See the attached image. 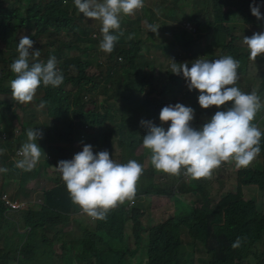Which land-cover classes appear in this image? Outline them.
<instances>
[{"label":"trees","instance_id":"trees-1","mask_svg":"<svg viewBox=\"0 0 264 264\" xmlns=\"http://www.w3.org/2000/svg\"><path fill=\"white\" fill-rule=\"evenodd\" d=\"M155 1L154 6L163 8L161 14L174 20V25L167 27V20L157 16L144 0L140 11L120 20L119 31L124 35L108 54L99 49V22L77 15L67 0H0V149L14 142L15 136L27 137L28 129L39 130L52 155L48 156L51 160L46 158L41 163L44 167L38 175L45 174L54 183L51 189L44 187L41 192L36 186L33 191L38 200H27L28 208L13 215L0 200V264H51L48 259L59 251L69 264H125L127 255L136 258L137 252L120 246L131 240L136 246L143 243L142 218L149 206L146 200H159L161 196L174 199V209L167 219L163 217L156 225L151 222L146 264H197L198 259L203 264H264V207L260 208L254 199H245L242 193L248 186L264 193V117L259 128V155L246 168L237 169L227 163L233 168L236 185L220 193L218 201L212 195L209 177L192 180L181 172L170 176L169 182L160 181L157 174L163 172L145 166L150 152L142 147L147 129L140 124L141 120L150 121L167 130L171 122L162 124L160 111L180 103L194 109L191 127L199 129L217 111L232 106L229 102L221 108L202 109L199 91H189L182 73L170 72L171 60L177 64L187 62L190 68L199 58L231 56L240 63L234 86L247 94L255 90L257 81L249 76L253 67L252 77L261 79L258 95L264 99V54L250 61L247 46L242 45L244 36L264 32V20L251 12L255 3L264 16V0H192V14H186L185 0ZM177 12L188 17L194 31L178 30ZM232 22L238 26L230 25ZM148 24L172 33H153ZM132 34L134 38L127 39ZM25 35L34 41L30 51L39 49L44 62L55 56L57 69L64 76L59 87L41 85L27 106L12 99L10 88L15 78L10 65L18 58V43ZM146 45L158 52L144 58ZM91 67L96 68L94 74L89 71ZM41 102L45 104L41 108L45 116L38 122L35 105ZM84 145H91L94 154L108 151L117 163L136 160L144 169L134 202L118 204L103 221L91 220L86 214L73 219L78 209L61 175L48 174L49 167L71 160ZM14 155L10 152L3 157L10 174L6 173L0 194L11 188L12 179H19L21 186L28 181L25 176L29 171L23 173L7 165ZM11 173H16L15 177ZM216 182L223 181L217 177ZM71 223L76 227L68 233L65 228ZM237 237L242 242L234 249ZM198 253L204 257L196 258Z\"/></svg>","mask_w":264,"mask_h":264},{"label":"clouds","instance_id":"clouds-1","mask_svg":"<svg viewBox=\"0 0 264 264\" xmlns=\"http://www.w3.org/2000/svg\"><path fill=\"white\" fill-rule=\"evenodd\" d=\"M74 5L84 17L99 22V49L110 54L124 35L119 31L121 15H134L144 7V0H74ZM251 12L258 20H264L260 6L255 3L251 5ZM148 29L153 33L159 30L154 24H148ZM133 38L134 34L127 37ZM243 44L249 51V60L255 62L264 54V32L244 36ZM33 45L30 37L21 36L18 58L10 65L15 77L10 81L12 99L21 105L31 103L41 85L56 88L64 81L63 73L57 69L56 57L42 61L39 49L30 51ZM239 67V61L231 56L216 60L199 58L190 68L187 62L177 64L171 60L170 72L182 73L189 91H199L198 102L202 109L221 108L229 102L232 106L226 111H217L199 129L191 127L194 109L180 103L165 106L160 111L162 124L171 122L167 130L154 122L141 120V126L147 129L142 147L150 152V163L157 172L169 175L183 172L186 177L199 180L210 177L212 171L224 163H233L237 169L246 168L259 155L262 132L253 121L264 105L255 90L247 94L234 86ZM44 106V102L39 105ZM26 135L27 142L17 150L20 157L16 152L21 159L16 161L15 167L32 171L41 157L37 141L42 138V132L28 129ZM2 151L0 149V153ZM54 169L61 174L71 202L79 207L78 213L81 210L93 220L101 221L106 220L108 212L118 204L134 202L137 182L144 170L136 160L117 163L106 150L94 154L91 145H84L71 160L59 161ZM6 171L0 168V172ZM20 202L27 204L20 211L26 210L28 202ZM241 242L242 238L237 237L232 247H240Z\"/></svg>","mask_w":264,"mask_h":264},{"label":"rangeland","instance_id":"rangeland-1","mask_svg":"<svg viewBox=\"0 0 264 264\" xmlns=\"http://www.w3.org/2000/svg\"><path fill=\"white\" fill-rule=\"evenodd\" d=\"M185 1L188 3V5H186L187 6L186 7V14H192V9H193L192 8V4H191L192 0H185ZM67 2L71 6L72 10L76 11L77 15H83V14L79 13V11H78V9H76L75 5H72V3L74 4V0H67ZM155 2H158V1L148 0L147 7L148 8H152L156 12L157 16L159 15L162 20H167L165 22L167 27L173 26L175 21L171 20V19H168V18H165L161 14V11L163 10V8L161 9V8H158L159 6L158 7L154 6ZM136 11H140V9L136 10ZM177 16L179 17V21L176 20L177 21L176 23L178 24V30L179 29L182 30V28L186 30L189 26H192L193 31H194L195 27H194V25L192 23H190V21L188 20V17L183 16L181 13H178V12H177ZM124 17H125L124 15H121L120 20L122 18H124ZM169 18H170V16H169ZM230 25L238 26V23L232 22ZM158 33L159 34H168L169 35L172 32H171V30L164 28L162 31L159 30ZM255 33H257V32H255ZM239 35H240V33L238 34V36ZM145 36H146V33H145ZM242 45L244 46L243 43H242ZM149 46H151V45H146V47H144L145 51L142 53V56L144 58L150 57V56L154 55V53L158 52L157 49L154 50L152 48H149ZM250 70H252V73H250L249 76L252 79H255L257 81V83H256L257 87H255V91L258 94L259 85H260L261 79H259L258 77H252V76L255 75L253 67H250ZM89 71H90L91 74H94L96 72V68L91 67ZM260 99H261L262 105H264V99L261 98V97H260ZM25 106H27V104H25ZM35 109H36V113H38V115H39L38 116V122H42L43 119H44V116H45V115L41 114L43 110L41 109V107H39L37 105H35ZM6 114L8 116L11 115L8 112ZM21 116H23V115H21ZM0 117H2V115H0ZM263 117H264V107H262L258 111V113L256 114V117H255V124H258V128H260L261 125H263L262 124V122H263L262 118ZM62 129H65V128H62ZM13 141L14 142H12V143H10V142L6 143L4 148H3L4 151L2 153H0V160H1L0 168L6 169L5 168L6 165L3 162V157L7 153L13 152L15 154V156H13L11 159L7 160L6 163H7L8 166L11 164L15 169H18V168L15 167V164H16V161L21 159V158L16 156V152H17L18 149H20L22 147V145L24 143L27 142V137L19 138V137L15 136ZM19 143H22L20 148H18V144ZM37 143H38L39 147L41 148V157H40L39 162L35 166V168L32 171H29V173L26 174L25 181L26 180H28V181L23 183V186H21L19 184L20 183L19 179L17 181L12 179L13 180V182H12L13 184H11V188H7L5 190V192H7V194L10 196V198L12 200L37 201L38 200V195L35 193V191H33V189L36 188V186H40V188H39L40 192L42 191V188H44V187L46 189H51L54 186L53 182H51L50 180H47L45 178V174H41L40 176L38 175L39 173H41L43 171L42 169H43L44 166L41 163L44 162L46 160V158H48V160H51V158H49L48 156L52 155L50 153V151L52 152V150H50L48 148V143L46 142V138L43 135H42L41 139H38ZM149 157H150V153L147 155L146 160H145V162H146L145 166L146 167H149L151 165ZM254 160H256V158ZM257 161H259V163H260L261 159L257 158ZM259 163H257V164H259ZM46 170H47V168H46ZM21 171L23 173L27 172V171H23V170H21ZM55 171L56 170L54 168H52V167L48 168V174L51 175V177H54L53 173H56ZM6 173L10 174V170L9 171L7 170L6 172H0V185H1V183L4 181V179L6 177ZM159 173H162V172H159ZM218 173H220L221 175L218 174ZM11 174H12L13 177H15L16 173H11ZM33 176H36V177H33ZM170 176H172V175H169V174H166V173H162L161 175L157 174V177L160 179V181H163V182H169L168 179H169ZM217 177H220L223 182L217 183L216 182L217 181ZM235 177L236 176L234 175L233 168L229 167L227 165V163L222 164L219 168H216V169H214L212 171V173H211V175L209 177V182H210L212 195L215 198V200H217V201L219 200L220 193L228 191V190L232 189L233 187H235V185H236L235 180H234ZM20 191H23L24 193L22 194V192H21V194L18 195V193ZM242 193H243L245 199H248V200L254 199L257 202V204L259 205L260 208L264 207V193L258 187H256V186L245 187L243 189ZM42 197H43V195H42ZM146 201H147V203H149V206H147V210L144 211V216L142 218V223H143V225L145 227V230L142 233L144 241H143L142 244L136 246L134 244L133 240H131V241L127 242V244H125L123 247L120 246V248H123L126 251L128 249H132V250H135L137 252V257L136 258H132L130 255H127V257L125 258V261H126L125 264H132V263H134V264H146L147 259H148V255H147L148 236H149V231L152 228L151 222L153 223V225H156L159 221L162 220L163 217H165V219H167V217H169L172 214L173 209H174V199H172L171 197L168 198L166 196H161L159 198V200L152 198V199H148ZM38 203H40V200H39ZM212 204H213V202L211 201V205ZM28 206H29V204H28ZM78 208L79 207L76 205L75 209H78ZM73 212H76V210L73 209ZM78 216L80 218H84L83 216H81L77 212L73 216V219H77ZM89 218L91 220H93L91 217H89ZM85 220L89 221V222H92V221H90L88 219H85ZM20 227H21V229L23 231L26 228V226H25V224L23 222L20 223ZM75 227H76L75 223H71L70 225L66 226L65 229L69 233ZM14 228H15L14 224L11 223L10 224V231H13ZM17 228H18V226H17ZM53 234H54V232L52 234H50L49 237L52 238ZM194 234H195V232L191 233L192 236H194ZM63 255L64 254L61 251H59L52 258H49L48 261L51 264H69L68 263L69 260L67 258H65ZM200 257H204V256H202L200 253H198L196 258H200ZM201 261H204V259L201 260ZM197 264H203V263H201L200 259H198L197 260Z\"/></svg>","mask_w":264,"mask_h":264},{"label":"built area","instance_id":"built-area-1","mask_svg":"<svg viewBox=\"0 0 264 264\" xmlns=\"http://www.w3.org/2000/svg\"><path fill=\"white\" fill-rule=\"evenodd\" d=\"M186 30L193 31V28L192 26H189ZM18 152L19 151H17V155H18ZM55 172L60 174L57 170ZM0 200L5 203V205L9 208L10 212H19L20 210L26 208L27 206L26 203L12 200L7 194L0 195ZM79 214H84V213L81 210H79Z\"/></svg>","mask_w":264,"mask_h":264}]
</instances>
